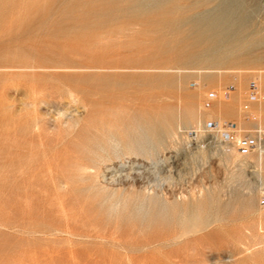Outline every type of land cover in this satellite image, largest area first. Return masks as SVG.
<instances>
[{"label":"rangeland","instance_id":"1","mask_svg":"<svg viewBox=\"0 0 264 264\" xmlns=\"http://www.w3.org/2000/svg\"><path fill=\"white\" fill-rule=\"evenodd\" d=\"M182 3L0 0V264H264V0L220 64Z\"/></svg>","mask_w":264,"mask_h":264},{"label":"bare ground","instance_id":"2","mask_svg":"<svg viewBox=\"0 0 264 264\" xmlns=\"http://www.w3.org/2000/svg\"><path fill=\"white\" fill-rule=\"evenodd\" d=\"M168 1L171 0H146V6L155 8ZM181 6L187 10L194 9L189 15L190 19H187L188 23L194 29L198 42L202 44V54L210 57L215 64L234 61L242 51L253 53L255 45L261 41H255V37L246 39L248 21L242 0H224L214 9L207 8L204 0H183ZM38 65L30 66L35 68Z\"/></svg>","mask_w":264,"mask_h":264},{"label":"built area","instance_id":"3","mask_svg":"<svg viewBox=\"0 0 264 264\" xmlns=\"http://www.w3.org/2000/svg\"><path fill=\"white\" fill-rule=\"evenodd\" d=\"M195 86L196 84L193 83ZM234 89L233 85L226 87L224 90V95L229 96L230 92ZM250 93L247 99V103L244 104V108L247 109L249 104L253 101H257L259 99V91L255 85H252L250 88ZM206 106H210V102H206ZM181 132L185 133L186 135H190L191 132L202 131L208 133L210 135V140L208 143H223L227 145H232L233 147L237 148L238 150H245L247 147L245 145L244 140L239 135L237 128L234 124L228 121H219V120H210L206 123H203L198 127L196 130H184L180 129ZM260 132V131H258ZM192 141H188V146L192 147Z\"/></svg>","mask_w":264,"mask_h":264}]
</instances>
